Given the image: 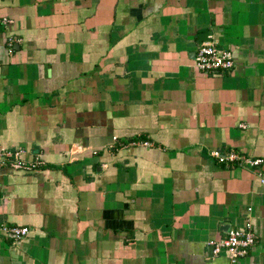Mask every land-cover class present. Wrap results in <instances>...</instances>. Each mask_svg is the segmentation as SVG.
<instances>
[{
	"label": "crops",
	"instance_id": "1",
	"mask_svg": "<svg viewBox=\"0 0 264 264\" xmlns=\"http://www.w3.org/2000/svg\"><path fill=\"white\" fill-rule=\"evenodd\" d=\"M208 31L233 70L195 68ZM212 151L264 159V0H0V225L29 229L0 264H264V184Z\"/></svg>",
	"mask_w": 264,
	"mask_h": 264
},
{
	"label": "built area",
	"instance_id": "2",
	"mask_svg": "<svg viewBox=\"0 0 264 264\" xmlns=\"http://www.w3.org/2000/svg\"><path fill=\"white\" fill-rule=\"evenodd\" d=\"M1 23L7 26L11 23L7 18H3ZM18 39L10 36L7 39L8 53H12L14 45ZM195 68L204 74H219L229 72L235 67L234 52L231 49H219L212 42H203L197 48L193 58ZM130 146L150 147L151 143L145 140L132 141ZM211 156L221 164H231L236 166L250 167L256 170L260 177V182L264 184L259 167L264 163L262 158H253L240 154L236 151H228L226 153L220 151H212ZM6 157L10 158V168L14 171H32L43 164L41 160L26 164L22 160V152L20 150L6 152ZM250 209H248V212ZM0 234L12 238L14 244L19 243L29 235L27 227L0 225ZM255 233L253 225L249 219L246 220L243 228L230 229L224 239L210 241L208 246L212 248L213 254L227 253L230 260L234 263L239 258L247 254L248 249L255 244Z\"/></svg>",
	"mask_w": 264,
	"mask_h": 264
},
{
	"label": "water",
	"instance_id": "3",
	"mask_svg": "<svg viewBox=\"0 0 264 264\" xmlns=\"http://www.w3.org/2000/svg\"><path fill=\"white\" fill-rule=\"evenodd\" d=\"M212 35V32L211 31H208V32H205V33H202L200 36H199V40L200 41H203V42H206V41H210V37ZM212 249V248H211Z\"/></svg>",
	"mask_w": 264,
	"mask_h": 264
}]
</instances>
